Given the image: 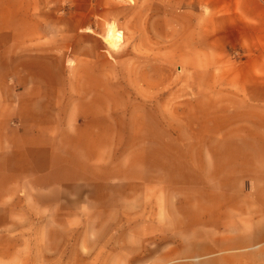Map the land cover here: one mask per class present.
Listing matches in <instances>:
<instances>
[{"label":"rangeland","instance_id":"1","mask_svg":"<svg viewBox=\"0 0 264 264\" xmlns=\"http://www.w3.org/2000/svg\"><path fill=\"white\" fill-rule=\"evenodd\" d=\"M13 1L0 0V75L11 57L39 55L72 86L105 64L131 87L109 94L120 110L84 128L107 151L88 139L53 192L0 200V264H264V177L230 142L231 55H204L195 0L185 11L42 0L27 24Z\"/></svg>","mask_w":264,"mask_h":264},{"label":"crops","instance_id":"2","mask_svg":"<svg viewBox=\"0 0 264 264\" xmlns=\"http://www.w3.org/2000/svg\"><path fill=\"white\" fill-rule=\"evenodd\" d=\"M39 1L43 2L14 0L12 7L25 9L17 21L27 24L30 17L26 10L45 5ZM145 2L138 0V6L151 9L180 6L185 11L190 1ZM0 6L7 5L0 3ZM194 6L198 9L202 35L199 42L204 55H234V59L228 58L227 69L229 138L236 150L243 153L240 158L251 161L254 169L250 176L263 178L264 0H195ZM167 13L160 22L171 25L172 15ZM148 22L156 24L158 17L150 14ZM161 32L168 33L166 28ZM238 54L240 59L236 58ZM87 68L93 79L76 80V84L84 85L75 87L70 79L60 80V70L39 55L31 61L11 57L5 65L4 74L0 75V179L5 178L0 200L21 199L23 193V198H27L30 191L53 192L61 183L60 169L73 167V153L85 151L88 139L99 138L100 146L93 150H108L106 140L102 147V134L92 130L89 137L84 128L95 129L94 121L107 120L110 112L120 110L117 104L110 105L109 94H123L131 85L109 78L105 64H91ZM215 68L206 66L203 71L214 72ZM83 72L78 67L73 77L78 79ZM147 87H155V83L149 82Z\"/></svg>","mask_w":264,"mask_h":264}]
</instances>
